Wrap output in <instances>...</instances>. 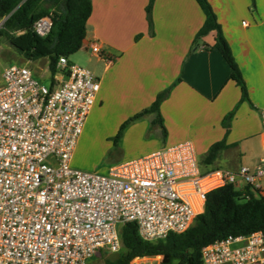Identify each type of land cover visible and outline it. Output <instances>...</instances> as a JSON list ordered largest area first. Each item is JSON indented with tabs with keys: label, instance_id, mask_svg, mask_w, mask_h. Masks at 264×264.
<instances>
[{
	"label": "built area",
	"instance_id": "obj_1",
	"mask_svg": "<svg viewBox=\"0 0 264 264\" xmlns=\"http://www.w3.org/2000/svg\"><path fill=\"white\" fill-rule=\"evenodd\" d=\"M52 27L44 17L34 31L47 37ZM90 50L103 57L98 43ZM51 76L46 85L26 66L2 73L0 264H90L99 253L122 250L126 223L154 242L189 230L216 188L242 183L263 195L264 156L255 170L204 172L191 141L121 162L107 174L73 168L101 83L66 57ZM261 117L264 131V111ZM202 258L204 264H264V233L211 244Z\"/></svg>",
	"mask_w": 264,
	"mask_h": 264
},
{
	"label": "crops",
	"instance_id": "obj_2",
	"mask_svg": "<svg viewBox=\"0 0 264 264\" xmlns=\"http://www.w3.org/2000/svg\"><path fill=\"white\" fill-rule=\"evenodd\" d=\"M209 1L242 73L247 98L215 47L217 33L196 42L206 22L197 0H154L152 31L146 13L150 0H92L84 47L90 50L92 43H98L103 57L92 54L95 69L101 70L95 73L101 89L90 115L96 108L110 106L118 121L110 135L114 136L150 108L160 93L171 89L160 105L166 137L159 126H152L154 115H146L124 131L118 146L123 153L120 160L141 158L186 141L194 144L200 159L223 142L225 148L208 171L237 173L243 166L252 170L259 166L248 165L245 159L254 147L264 156V0ZM42 61L49 69L47 58L28 62L38 66ZM139 139L152 145L139 155L133 151L127 155L123 144ZM74 157L72 167L81 170L74 167Z\"/></svg>",
	"mask_w": 264,
	"mask_h": 264
},
{
	"label": "trees",
	"instance_id": "obj_3",
	"mask_svg": "<svg viewBox=\"0 0 264 264\" xmlns=\"http://www.w3.org/2000/svg\"><path fill=\"white\" fill-rule=\"evenodd\" d=\"M197 2L206 16V22L197 34L196 42L211 32L217 33L215 47L230 66L232 79L241 87L243 97L247 98L242 73L210 1ZM153 3L154 0H150L146 8L151 31ZM92 12V0H0V20H5L0 36L28 61L47 58L50 73L54 75L60 57L69 59L84 48ZM44 17L51 18L53 23L47 37H41L34 31L36 22ZM170 91L160 93L150 108L127 121L115 137L116 144L132 122L146 115H154L152 126H159L166 137L160 105ZM224 148L223 142L213 145L208 154L199 159L202 169L208 172L209 166ZM256 232L264 233V195L253 193L249 186L239 188L227 184L207 194L205 212L186 232L170 233L165 239L146 242L139 236L135 223L124 224L120 229L122 250L116 260H106L105 263L130 264L138 258L160 257L161 264H204L202 251L205 247L229 237L249 236Z\"/></svg>",
	"mask_w": 264,
	"mask_h": 264
},
{
	"label": "rangeland",
	"instance_id": "obj_4",
	"mask_svg": "<svg viewBox=\"0 0 264 264\" xmlns=\"http://www.w3.org/2000/svg\"><path fill=\"white\" fill-rule=\"evenodd\" d=\"M69 60L72 64L89 69L94 74H100L101 70L95 69L96 61L91 50L85 47L72 55ZM13 65L29 67L33 71L34 76L46 85H50L52 81L51 73L46 67V61H42L38 66L37 64L29 63L22 54L9 45L5 38L0 36V85L2 84L3 71ZM117 122L115 112L110 106L101 109L96 108L93 111L81 136L82 140L74 157V167L87 172L107 174L108 169L113 164L119 161L124 162V160L119 159L123 153L119 149V144L117 145L115 142L117 134L110 136L116 131ZM123 145L127 155H131V151L136 152L133 155H139L152 143L149 145L147 140L139 139L134 143L129 144L127 142ZM261 159L262 154H260L259 149L254 147V152L245 159V162L254 167L260 163ZM261 184L264 187V182H261ZM117 258L118 254L102 252L97 254L90 261V264H106V260H116ZM141 264H161V258H142Z\"/></svg>",
	"mask_w": 264,
	"mask_h": 264
},
{
	"label": "water",
	"instance_id": "obj_5",
	"mask_svg": "<svg viewBox=\"0 0 264 264\" xmlns=\"http://www.w3.org/2000/svg\"><path fill=\"white\" fill-rule=\"evenodd\" d=\"M5 22V20L3 21V23ZM3 25V24H2Z\"/></svg>",
	"mask_w": 264,
	"mask_h": 264
}]
</instances>
